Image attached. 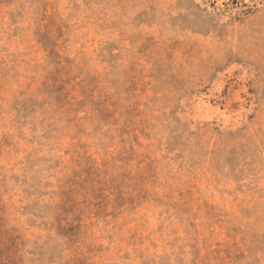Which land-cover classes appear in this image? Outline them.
Returning <instances> with one entry per match:
<instances>
[{
    "label": "rangeland",
    "instance_id": "1",
    "mask_svg": "<svg viewBox=\"0 0 264 264\" xmlns=\"http://www.w3.org/2000/svg\"><path fill=\"white\" fill-rule=\"evenodd\" d=\"M0 264H264V0H0Z\"/></svg>",
    "mask_w": 264,
    "mask_h": 264
}]
</instances>
